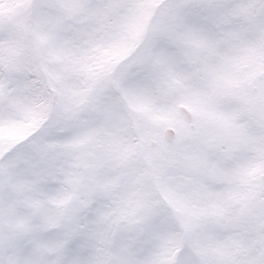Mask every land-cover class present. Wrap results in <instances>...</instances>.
<instances>
[{
    "label": "snow or ice",
    "instance_id": "snow-or-ice-1",
    "mask_svg": "<svg viewBox=\"0 0 264 264\" xmlns=\"http://www.w3.org/2000/svg\"><path fill=\"white\" fill-rule=\"evenodd\" d=\"M0 264H264V0H0Z\"/></svg>",
    "mask_w": 264,
    "mask_h": 264
}]
</instances>
